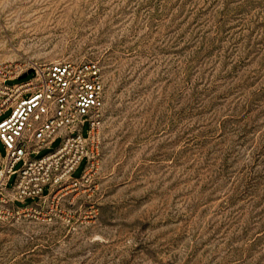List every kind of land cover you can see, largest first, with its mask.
<instances>
[{
    "label": "rangeland",
    "instance_id": "rangeland-1",
    "mask_svg": "<svg viewBox=\"0 0 264 264\" xmlns=\"http://www.w3.org/2000/svg\"><path fill=\"white\" fill-rule=\"evenodd\" d=\"M26 59L97 62L103 127L86 192L0 221V264H264V0H0Z\"/></svg>",
    "mask_w": 264,
    "mask_h": 264
},
{
    "label": "built area",
    "instance_id": "built-area-1",
    "mask_svg": "<svg viewBox=\"0 0 264 264\" xmlns=\"http://www.w3.org/2000/svg\"><path fill=\"white\" fill-rule=\"evenodd\" d=\"M26 73L22 82L9 84ZM103 107L104 84L97 62H0V116L11 112L0 121V139L7 150L0 167V221L23 212L51 222L57 215V200L70 192H86L84 188L94 174ZM86 122L90 126L87 138L82 132ZM58 137L62 139L58 148L34 157L51 149ZM85 157V172L81 178H74ZM19 162L23 166L15 170ZM13 175H17V181L10 189ZM46 186L48 195H44ZM36 197L37 204L17 205Z\"/></svg>",
    "mask_w": 264,
    "mask_h": 264
},
{
    "label": "water",
    "instance_id": "water-1",
    "mask_svg": "<svg viewBox=\"0 0 264 264\" xmlns=\"http://www.w3.org/2000/svg\"><path fill=\"white\" fill-rule=\"evenodd\" d=\"M31 72H32V70L29 71V73H31ZM27 76H28V73L24 74V75L21 77V79H24V78H26Z\"/></svg>",
    "mask_w": 264,
    "mask_h": 264
}]
</instances>
